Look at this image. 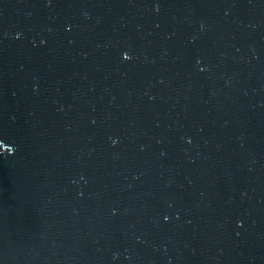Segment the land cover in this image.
Segmentation results:
<instances>
[{"label": "water", "instance_id": "obj_1", "mask_svg": "<svg viewBox=\"0 0 264 264\" xmlns=\"http://www.w3.org/2000/svg\"><path fill=\"white\" fill-rule=\"evenodd\" d=\"M0 264H264V0H0Z\"/></svg>", "mask_w": 264, "mask_h": 264}, {"label": "snow or ice", "instance_id": "obj_2", "mask_svg": "<svg viewBox=\"0 0 264 264\" xmlns=\"http://www.w3.org/2000/svg\"><path fill=\"white\" fill-rule=\"evenodd\" d=\"M125 59H128V57H127V56H125Z\"/></svg>", "mask_w": 264, "mask_h": 264}]
</instances>
